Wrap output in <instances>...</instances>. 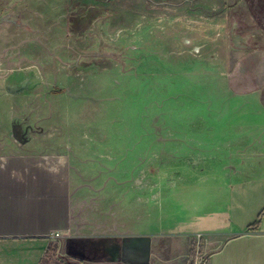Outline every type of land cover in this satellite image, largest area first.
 <instances>
[{"label": "rangeland", "instance_id": "obj_1", "mask_svg": "<svg viewBox=\"0 0 264 264\" xmlns=\"http://www.w3.org/2000/svg\"><path fill=\"white\" fill-rule=\"evenodd\" d=\"M1 25L60 56L64 82L0 70V152L36 137L68 153L76 230H196L264 162V0H0ZM244 188L234 201L258 199ZM207 247L193 238V264Z\"/></svg>", "mask_w": 264, "mask_h": 264}, {"label": "crops", "instance_id": "obj_2", "mask_svg": "<svg viewBox=\"0 0 264 264\" xmlns=\"http://www.w3.org/2000/svg\"><path fill=\"white\" fill-rule=\"evenodd\" d=\"M10 23L16 20L6 24ZM11 30V26H0V39L5 38L0 49L16 44L14 61L22 55L41 64L36 71L13 68L5 52L0 54L1 71L13 70L9 74L14 82L26 79L32 71L34 76L38 72L37 77L64 82L57 73L60 56L54 43L21 44L23 35L11 36ZM21 146L0 152V264H191L189 249L194 237L209 246L206 264H264L262 161L237 173L231 188L224 187L226 197L198 215L194 223L198 229L175 231L153 220L147 236L125 239L119 233L76 230L68 153L46 148L36 137ZM238 186L246 192L258 189V199L234 201L232 190Z\"/></svg>", "mask_w": 264, "mask_h": 264}, {"label": "built area", "instance_id": "obj_3", "mask_svg": "<svg viewBox=\"0 0 264 264\" xmlns=\"http://www.w3.org/2000/svg\"><path fill=\"white\" fill-rule=\"evenodd\" d=\"M203 262H204V263H203ZM194 264H206V260L204 261V260L200 259V261H199V258H196Z\"/></svg>", "mask_w": 264, "mask_h": 264}, {"label": "bare ground", "instance_id": "obj_4", "mask_svg": "<svg viewBox=\"0 0 264 264\" xmlns=\"http://www.w3.org/2000/svg\"><path fill=\"white\" fill-rule=\"evenodd\" d=\"M238 39H239V38H238V37H236V40H237V41H238ZM25 81H26V80H25ZM26 82H27V81H26ZM21 85H22V84H21ZM12 105H13V103H12ZM11 107H12V106H11ZM13 110H14V109H13Z\"/></svg>", "mask_w": 264, "mask_h": 264}, {"label": "water", "instance_id": "obj_5", "mask_svg": "<svg viewBox=\"0 0 264 264\" xmlns=\"http://www.w3.org/2000/svg\"><path fill=\"white\" fill-rule=\"evenodd\" d=\"M8 19V18H7Z\"/></svg>", "mask_w": 264, "mask_h": 264}]
</instances>
